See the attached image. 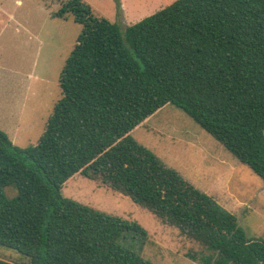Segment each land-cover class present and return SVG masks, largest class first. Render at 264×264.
Instances as JSON below:
<instances>
[{"label":"trees","instance_id":"obj_1","mask_svg":"<svg viewBox=\"0 0 264 264\" xmlns=\"http://www.w3.org/2000/svg\"><path fill=\"white\" fill-rule=\"evenodd\" d=\"M68 14L83 31L39 144L0 130V245L29 264H155L140 224L63 195L80 174L178 227L198 264H264V239L131 135L173 105L264 182V0H177L124 31L84 0L53 17Z\"/></svg>","mask_w":264,"mask_h":264},{"label":"rangeland","instance_id":"obj_2","mask_svg":"<svg viewBox=\"0 0 264 264\" xmlns=\"http://www.w3.org/2000/svg\"><path fill=\"white\" fill-rule=\"evenodd\" d=\"M69 0H0V79L10 81L11 96L0 95V127L14 145L37 146L61 98L60 75L83 26L54 18ZM96 16L122 31L177 0H84ZM1 130V131H2ZM132 137L196 188L233 214L250 237L264 239V182L237 160L183 110L166 105L133 130ZM63 195L91 208L136 222L149 233L143 257L155 264H198L191 253L202 248L148 208L99 182L77 174ZM6 193L14 197L16 191ZM0 259L29 264L18 250L0 245Z\"/></svg>","mask_w":264,"mask_h":264},{"label":"crops","instance_id":"obj_3","mask_svg":"<svg viewBox=\"0 0 264 264\" xmlns=\"http://www.w3.org/2000/svg\"><path fill=\"white\" fill-rule=\"evenodd\" d=\"M0 72H1V69H0ZM10 88H11L10 81L7 75L3 73V70H2V79H0V95L8 99V97L11 96ZM0 130H2L1 127H0Z\"/></svg>","mask_w":264,"mask_h":264}]
</instances>
